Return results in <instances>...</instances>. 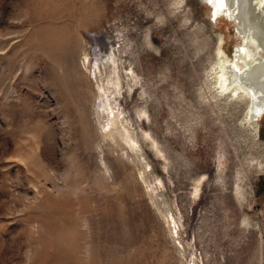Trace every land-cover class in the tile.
Listing matches in <instances>:
<instances>
[{"label": "rangeland", "instance_id": "374dc122", "mask_svg": "<svg viewBox=\"0 0 264 264\" xmlns=\"http://www.w3.org/2000/svg\"><path fill=\"white\" fill-rule=\"evenodd\" d=\"M236 27L207 0H0V264H264V113L216 78Z\"/></svg>", "mask_w": 264, "mask_h": 264}, {"label": "bare ground", "instance_id": "6f19581e", "mask_svg": "<svg viewBox=\"0 0 264 264\" xmlns=\"http://www.w3.org/2000/svg\"><path fill=\"white\" fill-rule=\"evenodd\" d=\"M207 1L211 5L213 17L221 15L234 20L238 33L242 36L241 46H236L232 55H228L219 46L220 59L216 78L221 92L230 91L234 95L249 97L247 119L258 133V117L264 113V57L261 54L264 50V0ZM112 60L114 63L115 59ZM114 83L118 89L119 79ZM100 90L106 95L110 112L113 113L110 134L114 129L126 142L135 141L126 126H118L119 114L115 112L104 87L101 86ZM132 141L130 142L133 143Z\"/></svg>", "mask_w": 264, "mask_h": 264}]
</instances>
